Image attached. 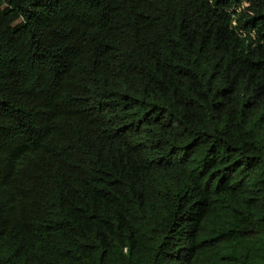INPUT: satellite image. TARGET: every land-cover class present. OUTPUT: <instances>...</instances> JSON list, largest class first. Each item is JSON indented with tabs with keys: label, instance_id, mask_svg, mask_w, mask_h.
Instances as JSON below:
<instances>
[{
	"label": "trees",
	"instance_id": "1",
	"mask_svg": "<svg viewBox=\"0 0 264 264\" xmlns=\"http://www.w3.org/2000/svg\"><path fill=\"white\" fill-rule=\"evenodd\" d=\"M0 264H264V0H0Z\"/></svg>",
	"mask_w": 264,
	"mask_h": 264
}]
</instances>
